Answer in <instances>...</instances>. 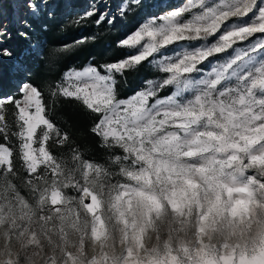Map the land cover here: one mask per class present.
Wrapping results in <instances>:
<instances>
[{
    "label": "snow or ice",
    "instance_id": "1",
    "mask_svg": "<svg viewBox=\"0 0 264 264\" xmlns=\"http://www.w3.org/2000/svg\"><path fill=\"white\" fill-rule=\"evenodd\" d=\"M42 3L28 0L33 18ZM139 8L92 3L70 23ZM162 11L116 42L123 55L0 96V264H264V0ZM10 37L0 24V57Z\"/></svg>",
    "mask_w": 264,
    "mask_h": 264
},
{
    "label": "trees",
    "instance_id": "2",
    "mask_svg": "<svg viewBox=\"0 0 264 264\" xmlns=\"http://www.w3.org/2000/svg\"><path fill=\"white\" fill-rule=\"evenodd\" d=\"M71 2L74 7L71 10L65 11V7L59 6L52 12V15H48L46 9L41 11L38 18L29 17L33 31L31 40H25L16 30H13L11 37L5 41L4 46L13 51V59L20 61L26 67L27 73L23 75V79L30 77L36 81L49 80L54 82L68 68L80 67L91 57L107 56L111 58L123 55L127 50L118 49L116 42L130 30H134L135 26L147 18L149 14L157 12L154 0L151 2L140 0V8L137 12L130 14L123 20L117 19L114 26L104 23L98 27L93 22L95 18L88 20L83 25H74L70 21L88 9L83 7L84 0H72ZM44 25L46 28L41 30ZM86 36H95L94 42L81 47H73L67 52L62 51L64 45L73 44L74 41ZM37 45L41 47L38 48ZM37 53H39L38 57ZM151 71L149 67H145L140 73L129 77V85L125 86V92L129 90V86L135 87ZM3 77H5L4 73ZM8 85L9 81L1 77L0 86L5 88ZM53 107L56 106L53 105ZM62 113L82 127L87 122L86 117L73 104H65Z\"/></svg>",
    "mask_w": 264,
    "mask_h": 264
},
{
    "label": "rangeland",
    "instance_id": "3",
    "mask_svg": "<svg viewBox=\"0 0 264 264\" xmlns=\"http://www.w3.org/2000/svg\"><path fill=\"white\" fill-rule=\"evenodd\" d=\"M71 1L72 0H46V3L41 4V11L47 9L48 13H52L55 9L59 8V6L65 7L66 10H64L68 11L74 8L71 5ZM149 1L151 2L153 0ZM27 2L28 0H0V24L8 26L10 32L13 30H16L18 33L23 31L15 21L21 17H32L26 7ZM92 3H97L101 11H110L114 13L122 3V0H84L83 7L89 9ZM154 3L157 11L155 14L160 15L163 14L162 10L182 6L187 3V0H160L157 2L154 0ZM3 73L5 77H3ZM26 73V67L21 64L20 61L13 59V57H0V78H6L9 81L7 87L2 88V86H0V96L12 95L15 93L20 82L23 80V75H26Z\"/></svg>",
    "mask_w": 264,
    "mask_h": 264
}]
</instances>
